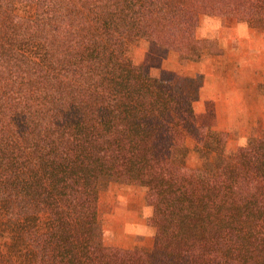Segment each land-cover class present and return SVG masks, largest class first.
I'll use <instances>...</instances> for the list:
<instances>
[{
	"label": "trees",
	"instance_id": "obj_1",
	"mask_svg": "<svg viewBox=\"0 0 264 264\" xmlns=\"http://www.w3.org/2000/svg\"><path fill=\"white\" fill-rule=\"evenodd\" d=\"M212 17L264 34V0H0V264H264V129L228 148L196 124L201 73L126 52L200 65ZM106 178L151 194L150 251L96 242Z\"/></svg>",
	"mask_w": 264,
	"mask_h": 264
},
{
	"label": "crops",
	"instance_id": "obj_2",
	"mask_svg": "<svg viewBox=\"0 0 264 264\" xmlns=\"http://www.w3.org/2000/svg\"><path fill=\"white\" fill-rule=\"evenodd\" d=\"M196 35L218 44L211 58L186 69L189 76L203 75L193 106L196 124L226 132L228 148L241 146L252 130L264 129V34L245 23L214 17L197 28ZM128 182L108 180L102 187L100 182L97 220L102 214V244L150 251L154 230L148 224L152 210L147 189ZM110 234L118 236L115 242L109 241Z\"/></svg>",
	"mask_w": 264,
	"mask_h": 264
},
{
	"label": "rangeland",
	"instance_id": "obj_3",
	"mask_svg": "<svg viewBox=\"0 0 264 264\" xmlns=\"http://www.w3.org/2000/svg\"><path fill=\"white\" fill-rule=\"evenodd\" d=\"M214 18V17H212ZM230 19V18H228ZM209 20L210 18H202L201 22H200V25L198 26L199 29H202L204 28V26L208 25L209 23ZM127 54L132 58V60L136 63V64H139L141 66H143L146 70H151L153 72H156V70H159V69H162V68H179L182 67L184 69V72L186 73V69L191 66L192 64H187V65H183L181 66V62H180V58L179 60L177 61V58L174 56L175 53L167 50V49H164V48H161V47H158V46H149L147 44H140L138 46H133V45H128L127 46V50H126ZM188 66V67H187ZM244 144V143H243ZM242 144V145H243ZM239 147V146H238ZM237 148V147H235ZM235 148H231L232 150L235 149ZM193 156V160L192 157ZM189 159H188V162L187 164L191 165V166H194L196 163H197V155L193 152H191V154L188 156ZM108 180H111V181H119L117 179H114V178H106V179H103L101 180V185L99 183V185L102 187V184L104 185L106 181ZM139 180V181H138ZM137 181L133 180V181H130L128 183H133L135 184L136 186H139V188H142L144 187V185L140 182L141 179H138ZM147 200L149 202V205L152 203L151 200H152V196L151 194H147ZM101 217H102V214H99V220L98 221V224H97V235L96 237L98 238L96 240L97 243H99V241L102 243V229H103V224H102V220H101ZM115 231H113L114 233ZM12 235H10V233L8 232H5V233H0V242H1V245L4 247L3 250L5 251L8 247L9 248H13L14 246H11L13 244V239H12ZM118 238V236H113V235H109V238L110 239L109 241L110 242H115V240ZM11 246V247H10ZM117 248V247H115Z\"/></svg>",
	"mask_w": 264,
	"mask_h": 264
}]
</instances>
